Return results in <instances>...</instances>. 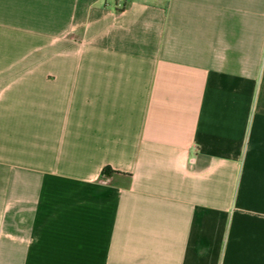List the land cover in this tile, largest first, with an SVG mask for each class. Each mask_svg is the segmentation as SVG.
Segmentation results:
<instances>
[{
	"label": "crops",
	"instance_id": "1",
	"mask_svg": "<svg viewBox=\"0 0 264 264\" xmlns=\"http://www.w3.org/2000/svg\"><path fill=\"white\" fill-rule=\"evenodd\" d=\"M0 264H264V0H0Z\"/></svg>",
	"mask_w": 264,
	"mask_h": 264
},
{
	"label": "trees",
	"instance_id": "2",
	"mask_svg": "<svg viewBox=\"0 0 264 264\" xmlns=\"http://www.w3.org/2000/svg\"><path fill=\"white\" fill-rule=\"evenodd\" d=\"M113 174H120V172H116L112 170L110 167H105L102 171V176L104 177H109L112 176Z\"/></svg>",
	"mask_w": 264,
	"mask_h": 264
}]
</instances>
